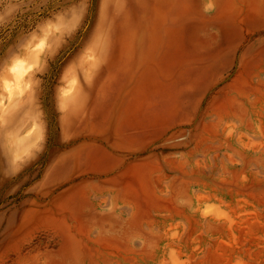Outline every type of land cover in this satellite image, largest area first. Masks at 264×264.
Masks as SVG:
<instances>
[{"label":"rangeland","instance_id":"374dc122","mask_svg":"<svg viewBox=\"0 0 264 264\" xmlns=\"http://www.w3.org/2000/svg\"><path fill=\"white\" fill-rule=\"evenodd\" d=\"M0 264H264V0H0Z\"/></svg>","mask_w":264,"mask_h":264},{"label":"bare ground","instance_id":"6f19581e","mask_svg":"<svg viewBox=\"0 0 264 264\" xmlns=\"http://www.w3.org/2000/svg\"><path fill=\"white\" fill-rule=\"evenodd\" d=\"M17 70V69H16ZM19 72V71H18ZM18 74H20V72L18 73ZM22 74V73H21ZM18 76V75H17ZM25 79V78H24ZM11 84V83H10ZM16 86V85H15ZM12 87V86H11ZM6 89V88H5ZM9 94V93H8Z\"/></svg>","mask_w":264,"mask_h":264}]
</instances>
